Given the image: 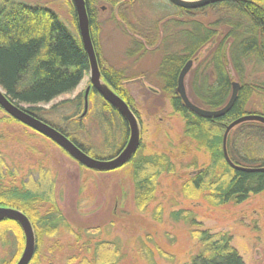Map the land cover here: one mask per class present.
I'll return each instance as SVG.
<instances>
[{"label": "rangeland", "instance_id": "374dc122", "mask_svg": "<svg viewBox=\"0 0 264 264\" xmlns=\"http://www.w3.org/2000/svg\"><path fill=\"white\" fill-rule=\"evenodd\" d=\"M88 2L94 13L89 29L99 68L125 71L118 84L120 92L109 87L127 104L130 102L128 106L139 127L140 151L168 155L174 171L162 173L156 179L153 198L143 208L137 207L131 170L126 164L132 157L116 169L89 168L45 135L13 119L0 106L3 184L32 185L44 176L53 183L54 204L67 223L53 236L42 237L40 241L35 236L37 255H33L29 264L87 263L92 261L97 241H105L109 246L107 253H115L113 264H184L199 250L195 232L204 229L228 233L243 264H264V190L240 203L213 205L203 192L194 189L191 176L209 162V153L184 136L183 117L172 109L171 94L160 89L163 83L158 77L160 61L165 53L181 54L184 48L183 34L180 36L179 32L190 27V20L208 25L215 19L214 13L208 8H187L197 11L191 10L189 16L178 14L179 10L168 0ZM16 3L49 9L72 34L80 37L72 0H0V7ZM227 28L221 26L219 35L190 58L192 65L184 85L189 100L197 106L202 101L194 86L201 93L203 87L213 84L205 58L214 51ZM138 43L140 47L135 46ZM230 47L231 39L224 45L227 69L232 82H240L229 61ZM243 75L254 84L264 81V70L260 67L245 65ZM101 81L106 83L102 74ZM89 84L90 70L73 91L40 104V114L47 121L41 120L65 129L84 145L86 152L77 144L88 156L110 159L126 145L129 128L124 126L118 109L95 92L88 95L85 115L80 117L84 112L83 92ZM263 100L261 94L252 95L246 103L250 114L263 110ZM50 207L49 202L36 205L39 213ZM176 210L190 212L195 224L172 218L171 212ZM24 246V233L17 223L2 221L0 264L3 260L15 264Z\"/></svg>", "mask_w": 264, "mask_h": 264}, {"label": "trees", "instance_id": "16d2710c", "mask_svg": "<svg viewBox=\"0 0 264 264\" xmlns=\"http://www.w3.org/2000/svg\"><path fill=\"white\" fill-rule=\"evenodd\" d=\"M85 1L92 26L93 9L88 0ZM173 7L179 10L178 14L187 16L191 10L208 8L215 17L208 25L190 20V27L179 32L184 38L181 54L165 53L158 69V77L163 81L160 89L171 94L172 109L185 121L184 136L196 141L209 153V162L191 176L190 184L203 192L205 199L213 205L240 203L251 194L264 190V124L245 121L231 129L226 139L227 158L223 150V133L230 122L251 113L246 108V103L254 93L261 94L264 98V81L254 84L242 76L245 65L264 70V0H217L196 8L197 10ZM176 23L180 25L182 21ZM221 26L228 28L222 33L214 51L205 58V66L209 67L208 72L214 81L206 88L203 87L201 93L194 86L202 101L196 104L216 109L229 99L232 80L224 53V45L229 39V61L241 79L240 88L233 106L225 115L204 118L185 106L176 93L175 86L186 61L195 56L207 42L215 39ZM139 45L135 46L140 47ZM88 71L89 61L80 37L72 34L56 14L41 6L21 3L0 7V87L15 105L45 120L40 114V104L49 103L56 97L73 91ZM100 72L108 86L119 93L118 84L125 77V71L101 68ZM254 113L264 116V108ZM120 117L128 129L127 123ZM49 123L86 152L84 145L69 136L65 129ZM126 135L127 131H124V137ZM140 147L141 145L126 164L129 165L133 178L134 201L137 207L143 208L153 198L156 179L162 173L173 172L174 164L168 155L145 154L140 151ZM244 168L257 170L247 171ZM3 179L0 167V206H10L27 214L38 241L42 237L53 236L60 228L67 226L64 215L54 204L53 183L46 181L44 176L32 185L24 184L20 187L5 186ZM44 202L51 203V207L44 213H39L36 205ZM171 217L195 224L191 213L185 210L173 211ZM2 221H14L20 227L17 221L10 218H4L0 223ZM194 236L199 243V250L184 264H243L228 233L204 229L197 230ZM108 247L105 241H97L92 261L82 264H113L115 253H107ZM36 255L37 247L34 252V256ZM1 264L10 262L3 260Z\"/></svg>", "mask_w": 264, "mask_h": 264}, {"label": "water", "instance_id": "95a60500", "mask_svg": "<svg viewBox=\"0 0 264 264\" xmlns=\"http://www.w3.org/2000/svg\"><path fill=\"white\" fill-rule=\"evenodd\" d=\"M77 17V23L79 28V35L83 45V48L87 54L90 70V84L86 87L83 94L84 99V112L80 117L85 115L87 108V98L91 88L95 89L101 97L112 107L118 109V111L126 119L129 128V138L124 148L119 151L115 156L110 159H98L88 156L83 152L73 141H71L66 135L56 129L49 123L35 117L26 110L20 108L11 102L4 91L0 87V106L2 109L14 119L31 127L37 132L45 135L56 143L59 147L65 150L72 158L79 163L89 168L107 171L116 169L125 164L137 151L140 146L139 127L133 111L129 108L128 104L117 95L106 83L101 81V72L98 65L95 49L90 36L89 19L85 0H72ZM175 6L183 8H199L216 2L217 0H168ZM192 65V60L189 59L181 68L178 78L176 93L180 96L181 100L192 112L204 117V118H218L225 115L233 106L238 90L240 88L239 82H232L231 95L221 108L216 110L204 109L193 104L186 93L184 78ZM245 121H258L264 124V116L261 114H245L230 122L223 133V150L224 155L227 158L226 152V139L229 131L239 123ZM247 171H254L257 168H244ZM4 218H10L17 221L24 233L25 246L24 249L15 264H29L34 252H35V235L33 227L28 217L21 211L15 208L0 207V220Z\"/></svg>", "mask_w": 264, "mask_h": 264}, {"label": "flooded vegetation", "instance_id": "af4514ba", "mask_svg": "<svg viewBox=\"0 0 264 264\" xmlns=\"http://www.w3.org/2000/svg\"><path fill=\"white\" fill-rule=\"evenodd\" d=\"M87 86H88V85H87ZM93 90H95V89L91 88L90 91H89V94H90L91 92L93 93V92L96 91V90H95V91H93ZM96 93H98V92L96 91ZM83 94H84V92H83ZM89 94H88V95H89ZM98 94H99V93H98ZM99 95H100V94H99ZM100 96H101V95H100ZM101 98H102V97H101ZM102 99H103V98H102Z\"/></svg>", "mask_w": 264, "mask_h": 264}]
</instances>
